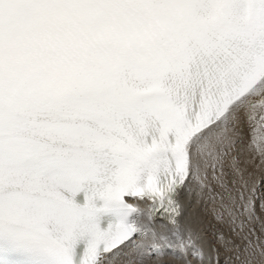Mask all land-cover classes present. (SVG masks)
<instances>
[{"label":"snow or ice","instance_id":"6c2138e0","mask_svg":"<svg viewBox=\"0 0 264 264\" xmlns=\"http://www.w3.org/2000/svg\"><path fill=\"white\" fill-rule=\"evenodd\" d=\"M257 172L264 0H0V264H264Z\"/></svg>","mask_w":264,"mask_h":264},{"label":"rangeland","instance_id":"374dc122","mask_svg":"<svg viewBox=\"0 0 264 264\" xmlns=\"http://www.w3.org/2000/svg\"><path fill=\"white\" fill-rule=\"evenodd\" d=\"M249 171H253V169L250 168ZM256 176H257L258 179L261 180V182L259 183V190H260L261 193H264V174H261V173L257 172ZM223 261H224V256L222 254V256H221V264H223Z\"/></svg>","mask_w":264,"mask_h":264},{"label":"bare ground","instance_id":"6f19581e","mask_svg":"<svg viewBox=\"0 0 264 264\" xmlns=\"http://www.w3.org/2000/svg\"><path fill=\"white\" fill-rule=\"evenodd\" d=\"M189 199L191 200V206L189 208V211L190 212H196L197 211V208H196V203H195V196L193 195ZM166 251H169L170 252L171 250L170 249H166ZM222 254H223V256L227 255L226 253H223V252H222ZM165 261H167V257H165Z\"/></svg>","mask_w":264,"mask_h":264}]
</instances>
